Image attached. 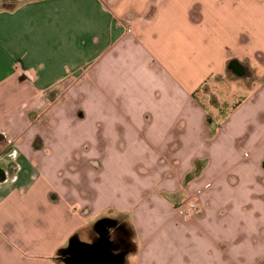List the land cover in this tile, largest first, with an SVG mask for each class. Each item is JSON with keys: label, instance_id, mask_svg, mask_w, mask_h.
Here are the masks:
<instances>
[{"label": "crops", "instance_id": "1", "mask_svg": "<svg viewBox=\"0 0 264 264\" xmlns=\"http://www.w3.org/2000/svg\"><path fill=\"white\" fill-rule=\"evenodd\" d=\"M0 139V264H264V0H0Z\"/></svg>", "mask_w": 264, "mask_h": 264}, {"label": "built area", "instance_id": "2", "mask_svg": "<svg viewBox=\"0 0 264 264\" xmlns=\"http://www.w3.org/2000/svg\"><path fill=\"white\" fill-rule=\"evenodd\" d=\"M196 209V202L192 197H189L187 201L180 208L181 214L184 219H189Z\"/></svg>", "mask_w": 264, "mask_h": 264}, {"label": "flooded vegetation", "instance_id": "3", "mask_svg": "<svg viewBox=\"0 0 264 264\" xmlns=\"http://www.w3.org/2000/svg\"><path fill=\"white\" fill-rule=\"evenodd\" d=\"M232 67H233V66H232ZM233 68H234V67H233ZM70 259H73V258H72V255H71Z\"/></svg>", "mask_w": 264, "mask_h": 264}, {"label": "rangeland", "instance_id": "4", "mask_svg": "<svg viewBox=\"0 0 264 264\" xmlns=\"http://www.w3.org/2000/svg\"><path fill=\"white\" fill-rule=\"evenodd\" d=\"M124 228H127V227H124ZM133 246H134V244H133ZM133 246H132V249H133Z\"/></svg>", "mask_w": 264, "mask_h": 264}, {"label": "trees", "instance_id": "5", "mask_svg": "<svg viewBox=\"0 0 264 264\" xmlns=\"http://www.w3.org/2000/svg\"><path fill=\"white\" fill-rule=\"evenodd\" d=\"M1 140V139H0Z\"/></svg>", "mask_w": 264, "mask_h": 264}]
</instances>
